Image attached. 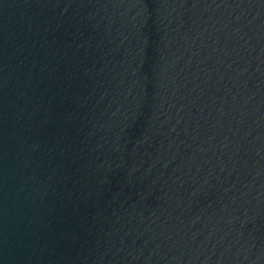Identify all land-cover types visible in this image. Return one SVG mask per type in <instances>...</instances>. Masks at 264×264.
Instances as JSON below:
<instances>
[{
    "label": "water",
    "instance_id": "95a60500",
    "mask_svg": "<svg viewBox=\"0 0 264 264\" xmlns=\"http://www.w3.org/2000/svg\"><path fill=\"white\" fill-rule=\"evenodd\" d=\"M0 264H264V0H0Z\"/></svg>",
    "mask_w": 264,
    "mask_h": 264
}]
</instances>
